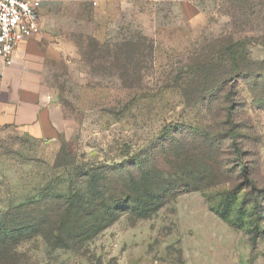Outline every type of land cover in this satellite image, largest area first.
<instances>
[{
  "label": "rangeland",
  "instance_id": "rangeland-1",
  "mask_svg": "<svg viewBox=\"0 0 264 264\" xmlns=\"http://www.w3.org/2000/svg\"><path fill=\"white\" fill-rule=\"evenodd\" d=\"M107 1L108 16L90 12L82 29L85 56L72 55L71 66L58 68L49 82L64 90L75 126L60 158L69 164L73 153L82 157L77 167L84 177L72 178L74 189L87 191L94 167L101 172L95 185L101 211L111 198H129L128 204L100 223L83 210L69 217L52 198L11 211L8 221L21 229L0 245V264H264V47L253 45L260 35L237 33L229 0ZM101 25L135 51L122 50L124 57L109 64L88 47L86 36H97ZM233 33L249 44L243 75L231 79L212 64L203 72L185 69L209 62ZM140 34L153 42L154 54ZM175 83L186 85V97L167 89ZM18 135L0 130V209L27 202V189L48 174L42 187L52 195L68 181L62 169L52 175L14 155L37 152L17 150ZM52 152L42 150L39 161ZM111 166L119 168L110 173ZM144 205L149 216L139 218ZM88 223L87 232H78Z\"/></svg>",
  "mask_w": 264,
  "mask_h": 264
},
{
  "label": "crops",
  "instance_id": "crops-1",
  "mask_svg": "<svg viewBox=\"0 0 264 264\" xmlns=\"http://www.w3.org/2000/svg\"><path fill=\"white\" fill-rule=\"evenodd\" d=\"M107 2L94 1L96 7H93L84 0H45L40 10L41 32L18 46L11 66L0 57V130L19 134L17 150H37L36 155L14 154L25 158L27 163L24 164L46 166L48 173L50 169L52 175L57 173L54 166L63 148L65 134L75 126L63 107L67 101L64 90L49 81L52 75L56 76L58 68L71 66L72 55L82 57L78 40L84 33L82 29L89 25V13L107 17L104 10ZM101 27L98 35H93L101 44L118 43ZM79 114L82 121L87 120L83 111ZM50 149L53 150L51 156L39 161L42 150ZM50 177L49 174L42 179L38 177L42 185L27 189L31 194L27 202L48 188L42 186L49 183ZM17 206L0 209V213Z\"/></svg>",
  "mask_w": 264,
  "mask_h": 264
},
{
  "label": "trees",
  "instance_id": "trees-1",
  "mask_svg": "<svg viewBox=\"0 0 264 264\" xmlns=\"http://www.w3.org/2000/svg\"><path fill=\"white\" fill-rule=\"evenodd\" d=\"M229 4H230L229 12H231V14L229 13V17L232 20L231 22L233 26L236 29L238 28L237 33L240 34H244V33L248 34L251 32L258 33L260 37L253 40V45L264 47V0H229ZM235 35L236 33L231 34L228 40L224 42V45H222L221 47H219V49H217L218 51L213 50V54H212L213 57L209 59L210 60L209 62L207 63L201 62L198 64H196L195 62V65H193L194 63L192 65H187L185 69H189L191 72L194 71L203 72L204 70L210 67V64H212V66L215 67L216 66L224 67L225 69L224 75H226V77H229L231 79L233 78L235 79L236 77L243 75L244 72L247 71L246 65H249L250 62V60L248 59L249 53H247L248 52L247 47L249 44L247 39L246 41L236 40ZM86 37H87V42L89 44L88 47L97 50V53L103 52L106 56L105 60L108 61L109 64H113V65L119 61L120 57H124L123 54H121L122 50L129 52V50L132 49L133 51L135 49L134 47L136 46L135 44L132 45L129 40H124L123 42L116 44H101L94 36H86ZM139 39L141 43H143L145 49L151 48L150 50L154 54L155 47L153 42H151V40L148 37L142 34L139 35ZM81 45L80 47H81L82 57H84L85 55L83 53V46ZM111 60H113L114 63H112ZM221 63L223 64L221 65ZM113 69L117 72L120 71L118 65H115ZM229 78H225L223 80V84H226ZM205 84L206 86L203 89H205V91H208L209 81L207 79L205 80ZM179 86L180 84L175 83L174 85H168L167 89H175L181 93L182 97H184V95L186 97V94H184V91L182 89L185 88L186 85L180 86L181 88ZM205 94L207 93H202L201 96H204ZM201 100H204V102H206L205 99H201ZM197 104H200L199 101L196 102V105ZM232 143L236 150V153L240 155L241 152L238 147L236 138L234 136L232 138ZM63 150L64 147L61 149V151L57 156L54 168L56 170L58 169L64 170L62 172V175L65 174L68 177L66 186H64L60 191H58L59 193L58 194L56 193L55 195L51 194L52 191L50 190L52 189L45 188L42 190L41 193L38 194V196L33 198L31 201L25 202L23 204L18 205L17 207L10 208L5 212L0 213V245L9 244L7 243L10 240V238L8 239V236L10 234H13L14 230L21 229V228L14 229L15 227L11 226L10 222L8 221L10 212L17 210L19 211L28 210L32 208L31 206L32 204H35V202H39L44 199L52 198V199H57V201H62L64 203L65 213L69 217H72L71 215L74 214V212H76L77 210H83L82 212H87L90 218L98 223L101 222L104 215L114 214L115 213L114 211L120 209L121 205L126 206L128 204L129 198L128 199L124 198L122 199V201L114 200L113 198H111L110 200L107 201V210L101 211V205L98 202H96L97 196L100 195L101 197V193L98 190L99 188L95 186L97 185L96 183L97 177L101 172H99L100 169L98 170L97 168L94 167H92L90 171L87 173V176L89 177V182L84 183L85 185L87 184L88 187L87 191L81 193L78 190H75L72 178H74V176L84 177L79 172V169L77 167L82 157L79 154L77 155V153H73V159H72L73 161L69 164H62L60 163V158ZM116 168L119 167L111 166L109 169L110 173L115 171ZM244 176L246 179H248L246 173L244 174ZM92 199H94L93 202H90L92 201ZM88 200L89 202H87ZM148 207L149 205H144L143 207L140 208V211L137 212L139 218H146L149 216L148 213L147 214L144 213L147 211ZM88 230H89V223L87 225L86 224L80 225V227L78 226V232H84V231L87 232ZM22 242H25V240H23ZM22 242L18 241L16 243L17 248L13 252V254H15L16 256H17V252H19L18 248L21 246Z\"/></svg>",
  "mask_w": 264,
  "mask_h": 264
},
{
  "label": "built area",
  "instance_id": "built-area-1",
  "mask_svg": "<svg viewBox=\"0 0 264 264\" xmlns=\"http://www.w3.org/2000/svg\"><path fill=\"white\" fill-rule=\"evenodd\" d=\"M45 0H0V57L11 66L18 46L41 32Z\"/></svg>",
  "mask_w": 264,
  "mask_h": 264
}]
</instances>
